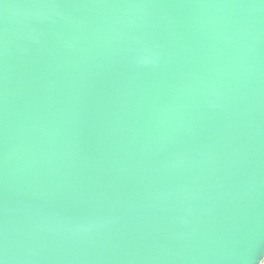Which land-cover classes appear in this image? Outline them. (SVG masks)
<instances>
[{"label": "water", "instance_id": "95a60500", "mask_svg": "<svg viewBox=\"0 0 264 264\" xmlns=\"http://www.w3.org/2000/svg\"><path fill=\"white\" fill-rule=\"evenodd\" d=\"M264 0H0V264H262Z\"/></svg>", "mask_w": 264, "mask_h": 264}, {"label": "rangeland", "instance_id": "374dc122", "mask_svg": "<svg viewBox=\"0 0 264 264\" xmlns=\"http://www.w3.org/2000/svg\"><path fill=\"white\" fill-rule=\"evenodd\" d=\"M262 264H264V261H263V263Z\"/></svg>", "mask_w": 264, "mask_h": 264}]
</instances>
